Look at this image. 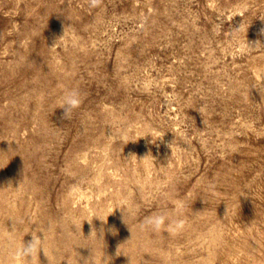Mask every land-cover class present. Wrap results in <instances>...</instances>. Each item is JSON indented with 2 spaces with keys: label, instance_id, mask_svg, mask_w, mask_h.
<instances>
[{
  "label": "rangeland",
  "instance_id": "1",
  "mask_svg": "<svg viewBox=\"0 0 264 264\" xmlns=\"http://www.w3.org/2000/svg\"><path fill=\"white\" fill-rule=\"evenodd\" d=\"M262 27L264 0H0V264H264ZM31 233L48 258L13 260Z\"/></svg>",
  "mask_w": 264,
  "mask_h": 264
},
{
  "label": "clouds",
  "instance_id": "2",
  "mask_svg": "<svg viewBox=\"0 0 264 264\" xmlns=\"http://www.w3.org/2000/svg\"><path fill=\"white\" fill-rule=\"evenodd\" d=\"M239 28H237L236 30H239ZM260 33L262 35H264V27H262L260 29ZM80 103H81V100H80V96H79L78 91H76L74 89L65 91L63 94L61 103L59 105L60 108L64 109L63 118L64 119H70L72 110L77 108L80 105ZM149 135H151V134H149ZM147 136H144V137H147ZM163 136H161L159 139H162ZM139 138H141V137H139ZM152 138L153 139L151 142L155 143L157 141V139H155L153 136H152ZM169 147L171 148V150L173 152L172 143L169 144ZM172 152H171V154H172ZM146 156H144L140 159H144ZM135 157H136L135 154H130V156L128 158L134 159ZM209 187H212L211 183L209 184ZM116 208L122 209V211L124 213L123 220L125 223H127L125 220V216L130 211L128 205L126 203H120ZM116 208H114L112 210V212L109 213V215L112 214ZM174 212H175V218H173L172 216H169L168 213H163V212L154 213L151 216L145 217L143 219V221L140 223L139 227L141 228V230H143L145 227H147V228H150L151 230H153L154 232H159L161 230V228L165 226V221L167 220L168 225L165 228V230L168 231L170 235H174L175 234L174 230L181 229L183 227V219L181 218L183 215V205L180 203H177L175 205ZM87 221L89 223L92 222L90 220H87ZM102 221H104L105 223L107 222V220L106 221L102 220ZM111 231H112L113 235L116 234L115 228H112ZM130 231H131V229H130ZM31 234H32V239L30 241H28L27 243L23 242L22 245L16 247L11 252V258L13 260L22 256V257H25V258H28V259L35 261L37 259V257L40 256L41 251H43L45 256L48 258V253L42 244V240L44 239V236H43V238H41L40 235H37L35 233H31ZM92 235H93V229H92L90 235H88V236L91 237ZM92 255H93V253L91 254V256ZM116 255L117 256L120 255L119 248L117 249ZM85 264H87V262H85Z\"/></svg>",
  "mask_w": 264,
  "mask_h": 264
}]
</instances>
